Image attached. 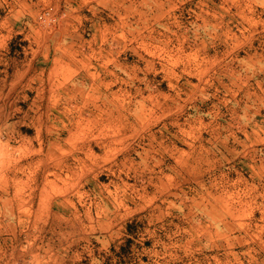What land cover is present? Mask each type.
Instances as JSON below:
<instances>
[{"label": "rangeland", "instance_id": "374dc122", "mask_svg": "<svg viewBox=\"0 0 264 264\" xmlns=\"http://www.w3.org/2000/svg\"><path fill=\"white\" fill-rule=\"evenodd\" d=\"M76 1L0 0V25L55 30ZM110 2L86 0L87 33L118 22L123 54L59 112L87 122L75 188L19 195L75 201L76 264H264V0Z\"/></svg>", "mask_w": 264, "mask_h": 264}, {"label": "crops", "instance_id": "0c3cea01", "mask_svg": "<svg viewBox=\"0 0 264 264\" xmlns=\"http://www.w3.org/2000/svg\"><path fill=\"white\" fill-rule=\"evenodd\" d=\"M109 1L103 0L106 8L118 9ZM86 6V0L76 1L70 17L55 30L43 31L33 22L20 30L0 25V143L5 161L0 189L11 193L0 199V264H76L75 218L61 210L62 204L75 201L51 193L26 198L18 192L75 188V182L62 183L57 176L75 174V159L83 158L77 150L81 137L69 127L87 122L59 112L75 110L93 85L107 86L109 64L118 62L124 49L118 22L108 17L92 16L93 31L87 33ZM14 31L22 33L19 43L13 40ZM24 174L27 181L19 179Z\"/></svg>", "mask_w": 264, "mask_h": 264}]
</instances>
